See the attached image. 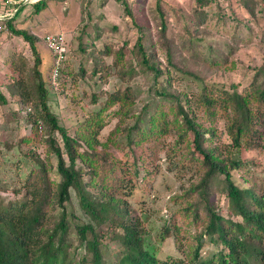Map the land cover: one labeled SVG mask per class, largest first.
Instances as JSON below:
<instances>
[{
	"label": "trees",
	"instance_id": "1",
	"mask_svg": "<svg viewBox=\"0 0 264 264\" xmlns=\"http://www.w3.org/2000/svg\"><path fill=\"white\" fill-rule=\"evenodd\" d=\"M48 1L31 2L34 12L42 11ZM195 1L204 6L219 0ZM23 5L22 1L2 3L0 14L9 13L4 19L6 30L22 37L31 50L33 65L26 64L27 59L20 54L11 55L9 72L12 92L26 108L23 118L33 131V136L25 140L33 138L37 143L39 137L35 134L40 133L46 159H39L33 148L22 151L35 164L22 183L13 187L18 197L0 205V264H264V194L254 186L236 183L231 174L244 162L231 156L233 150L264 148V61L241 88L232 84L230 90H212L203 83L199 94L182 97L161 83L160 76L168 73L149 63L139 38L141 60L153 72L158 100L152 106L144 104L133 126L126 127L124 159L116 158L106 147L97 149V136L103 128L102 113L109 110L110 104L129 97L130 87L126 95L109 94L106 105L96 111L91 109L88 119L69 132L48 105L49 92L41 76L42 59L35 36L14 26ZM169 48L167 61L171 64ZM67 52L66 49L57 80L65 77ZM54 66L55 61L49 73L52 78ZM166 78L165 83L170 85L171 78ZM91 101L97 103L95 93ZM6 102L0 91V104ZM123 102L126 103L124 99ZM126 110L128 105L120 106L117 112ZM220 117L225 119L223 138L217 135L214 125L198 121L205 118L211 122ZM169 128L176 131L178 143L185 140L189 158L202 168L199 180L189 187L190 193L197 192L199 196L191 205L192 213L178 214L202 226V230L189 239L193 240L189 251L160 258L149 240L146 215L135 213L132 206L144 200L143 184L150 176L132 149L143 138L135 139L134 130L150 135ZM214 185L226 200V214L212 204ZM201 206L203 214L198 213ZM170 227L163 225L162 237L169 234ZM175 238L178 241L176 235ZM206 242L213 246L209 257L201 254Z\"/></svg>",
	"mask_w": 264,
	"mask_h": 264
},
{
	"label": "rangeland",
	"instance_id": "2",
	"mask_svg": "<svg viewBox=\"0 0 264 264\" xmlns=\"http://www.w3.org/2000/svg\"><path fill=\"white\" fill-rule=\"evenodd\" d=\"M244 1L219 0L198 6L195 0H124L126 5L116 0H49L38 13L27 2L14 19V26L35 36L42 59L41 76L49 92L48 105L69 132L88 119L91 109L96 111L106 105L109 94L123 96L130 87L129 97L110 104L109 110L102 113L103 128L96 146L106 147L116 158L124 159L126 127L133 126L144 104L152 106L158 100L157 83L141 60L138 39L149 63L168 73L160 76V81L173 93L182 97L197 95L203 83L212 90H230L232 84L241 88L264 61V0H246L247 5ZM47 34H61L68 51L65 77L61 80L49 74L55 57L44 41ZM167 45L172 53L171 64L167 61ZM18 54L27 59L26 64L33 65L28 43L8 30L0 32V91L7 98L5 104H0V205L18 197L13 187L22 183L35 164L22 151L33 148L39 159H46L40 133L35 134L39 137L37 143L33 138L25 140L33 136V131L23 118L26 108L12 92L9 62L11 55ZM166 77L171 78L170 85L165 83ZM93 93L97 95L96 104L91 101ZM125 105L126 113L117 112ZM198 121L214 125L217 135L223 138V117ZM134 134L135 139L143 137L134 144V156L142 169L150 172L143 184L144 200L132 204L134 211L146 215L149 240L157 256L183 255L182 251L190 250L193 240L189 239L202 226L178 214L192 213L191 205L199 196L197 192L190 193L189 187L199 180L202 168L189 158L185 140L178 143L175 130L150 135L134 130ZM231 156L244 161L231 171L234 181L254 186L264 194V148L233 150ZM213 191V206L221 207L220 212L226 214L224 196L216 185ZM189 206L190 210L185 211ZM75 210L81 212L76 205ZM198 213H205L204 206ZM175 214L176 218L170 219ZM163 225L171 226L165 238L161 236ZM212 247L206 242L201 254L209 257Z\"/></svg>",
	"mask_w": 264,
	"mask_h": 264
},
{
	"label": "built area",
	"instance_id": "3",
	"mask_svg": "<svg viewBox=\"0 0 264 264\" xmlns=\"http://www.w3.org/2000/svg\"><path fill=\"white\" fill-rule=\"evenodd\" d=\"M19 1H22L23 3H27V2H34L36 0H19ZM0 2L7 5H11L14 3L16 4V0H0ZM13 13H10V16L13 15ZM7 14L9 13L0 14V32L6 30V24L4 19L7 17ZM44 41L55 54V66L53 70V76L55 78L58 75L59 66L65 56L66 47L64 44V39L61 34H47L44 37Z\"/></svg>",
	"mask_w": 264,
	"mask_h": 264
}]
</instances>
